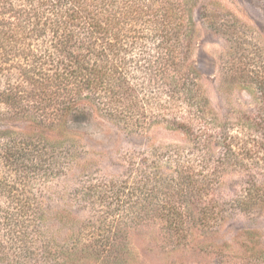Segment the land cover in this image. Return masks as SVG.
<instances>
[{
	"label": "rangeland",
	"instance_id": "obj_1",
	"mask_svg": "<svg viewBox=\"0 0 264 264\" xmlns=\"http://www.w3.org/2000/svg\"><path fill=\"white\" fill-rule=\"evenodd\" d=\"M191 9L189 61L208 100L193 133L176 129L189 118L164 108L155 67L134 73L147 107L135 121L96 103L90 116L52 123L0 105V216L8 201L28 200L43 217L41 239L61 257L54 264H264L261 72H247L246 44L235 47L207 17L238 20L240 36L264 50V0H192ZM145 43L130 61L158 55ZM30 141L33 163L6 160V144ZM168 206L183 213V231L165 220ZM1 227L0 264H34L14 257Z\"/></svg>",
	"mask_w": 264,
	"mask_h": 264
},
{
	"label": "trees",
	"instance_id": "obj_2",
	"mask_svg": "<svg viewBox=\"0 0 264 264\" xmlns=\"http://www.w3.org/2000/svg\"><path fill=\"white\" fill-rule=\"evenodd\" d=\"M191 8L192 0H0V105L16 118L44 122L54 115L52 123L57 116L70 121L90 116L96 103L114 119L135 121L147 107L138 98L144 86L134 73L155 67L168 98L164 108L189 118L175 121L176 129L193 133L207 114L208 100L189 61L196 30ZM210 15L212 29L225 31L237 48L246 44V70H260L263 91L262 46L240 36L238 20L228 23L226 16L216 20ZM149 41L156 42L158 55L144 63L130 61L134 49L143 56ZM3 150L13 165L35 161L31 141L10 142ZM174 207L165 220L183 231L186 220ZM35 210L28 200H10L0 227L18 260L54 264L61 257L41 239L43 217Z\"/></svg>",
	"mask_w": 264,
	"mask_h": 264
}]
</instances>
